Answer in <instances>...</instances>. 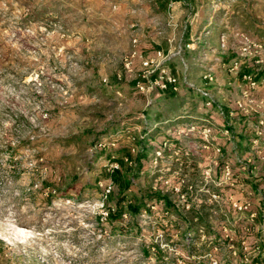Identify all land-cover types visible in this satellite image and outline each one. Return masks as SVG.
<instances>
[{"label": "rangeland", "instance_id": "rangeland-1", "mask_svg": "<svg viewBox=\"0 0 264 264\" xmlns=\"http://www.w3.org/2000/svg\"><path fill=\"white\" fill-rule=\"evenodd\" d=\"M68 2L0 0V264H264V0H185L176 26L155 7L172 36L135 57L134 34L112 50ZM187 44L193 87L137 91L142 60ZM112 170L130 182L119 219ZM153 192L181 217L154 201L129 214ZM201 203L209 234L184 220Z\"/></svg>", "mask_w": 264, "mask_h": 264}, {"label": "crops", "instance_id": "crops-1", "mask_svg": "<svg viewBox=\"0 0 264 264\" xmlns=\"http://www.w3.org/2000/svg\"><path fill=\"white\" fill-rule=\"evenodd\" d=\"M68 1V6L75 1H78V6L83 8L86 12V14L83 15L81 23L78 25L80 30H87L88 32L93 30V33L91 32L92 35H101L105 37L107 41H110L111 44H113V46H110L112 50H115L117 45L121 48H124V46L127 47V44L125 45L128 40L127 38L134 34L139 40L137 53L148 56L149 54H152L150 51L154 48L158 49L159 47H162V45L160 46L158 44V40L169 42L172 36L170 33H156L154 31L152 23L154 20H158V18L153 15V12L155 7L157 10H160V8L153 0ZM184 1L185 0H169V2L167 1L168 3H166L167 5L163 8V11L160 10L164 15L172 13V22L174 23V26H176V23L181 25V22H186L187 20L186 18L188 14H185L187 9H184L183 7H189L190 4H187ZM159 4L161 5V2H159ZM203 6L204 5L201 1L199 8H202ZM165 10L167 12H164ZM71 13L73 14L72 10L67 9L66 15H72ZM169 15H167V18ZM167 18H159L160 23L162 21H167ZM155 44L159 46L155 47ZM139 63V59H136V62L133 65L134 68L135 65L137 66L136 70L140 67Z\"/></svg>", "mask_w": 264, "mask_h": 264}, {"label": "built area", "instance_id": "built-area-1", "mask_svg": "<svg viewBox=\"0 0 264 264\" xmlns=\"http://www.w3.org/2000/svg\"><path fill=\"white\" fill-rule=\"evenodd\" d=\"M132 45H133V50L131 52V56L135 57L137 56L136 39L132 40ZM260 47L264 48V45L263 46L261 45ZM184 49H190V45L189 44L184 45L182 48L178 46L176 52L171 54L170 58L165 57L162 52H156L153 57L142 60L141 61L142 73L140 75V80L136 84L137 91L142 94H152L154 91L163 93L172 90L175 92L177 91L179 85L181 84L187 88L193 87L192 83L189 81V79L186 76V73L188 71V65L182 54ZM173 58H177L181 66V70H182L181 81H179V77L173 74L165 65L168 61H170ZM202 78L203 80H206L208 82H211L213 80L210 73L203 75ZM203 95L207 96L205 94ZM243 97L247 98L248 93L245 92L243 94ZM205 100H206V104H205L206 106H211V104L214 103V101L210 97H208ZM236 105L238 109L242 111H246L244 108L245 105L242 104L241 102L240 103L238 102ZM258 124L260 125V131L258 135H261L262 133L264 134V119L260 118ZM263 146H264V142H263ZM113 168L117 169L118 166H113ZM110 190L111 187L107 186L105 190L106 194L109 193ZM213 198H215V196H213Z\"/></svg>", "mask_w": 264, "mask_h": 264}, {"label": "trees", "instance_id": "trees-1", "mask_svg": "<svg viewBox=\"0 0 264 264\" xmlns=\"http://www.w3.org/2000/svg\"><path fill=\"white\" fill-rule=\"evenodd\" d=\"M171 96L170 94L164 93L162 97L168 98ZM128 154V153H127ZM110 181L112 182L113 186L115 187L114 193H116V211L114 213L108 214L109 218H115L119 219L121 218V205L123 204V194L129 189L130 182L127 180L125 176H122L119 174L118 170H112V173L109 177ZM190 189L193 188L192 185L189 186ZM185 190H181V193H187L184 192ZM153 196H147V199H142L140 201H133L129 202L127 204V209L129 211V214L135 215L137 214L142 208L146 207L147 201H154L156 203H159L165 211L168 213H171L173 215H176L177 217L180 216V212H177V209L174 208V206L169 201V198L167 194L162 195L160 192H153L151 193ZM187 202V201H186ZM212 206H208L205 203H201L197 206V209L194 207L188 208V210L184 209V206H182V212L185 214V221H188V229L193 231H200L201 233L209 234L208 229V222H210V210ZM181 217V216H180ZM179 217V218H180Z\"/></svg>", "mask_w": 264, "mask_h": 264}]
</instances>
